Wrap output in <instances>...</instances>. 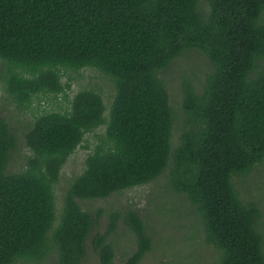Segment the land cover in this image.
<instances>
[{"label": "trees", "instance_id": "trees-1", "mask_svg": "<svg viewBox=\"0 0 264 264\" xmlns=\"http://www.w3.org/2000/svg\"><path fill=\"white\" fill-rule=\"evenodd\" d=\"M206 2L0 0L3 106L24 112L41 94L65 92L62 68H95L115 89L108 118L94 89L78 91L63 111L24 118L31 155H21L18 171L7 169L17 138L0 114V264H82L90 248L99 264H118L111 238L119 220L135 241L120 264H138L152 245L140 214L111 211L100 232L102 210L81 202L160 177L199 215L215 249L207 264H264L263 200L243 201L234 184L264 162V0ZM186 49L205 54L210 67L198 90L183 83L173 145L175 118L159 74ZM102 124L104 139L57 211L62 166Z\"/></svg>", "mask_w": 264, "mask_h": 264}, {"label": "rangeland", "instance_id": "rangeland-1", "mask_svg": "<svg viewBox=\"0 0 264 264\" xmlns=\"http://www.w3.org/2000/svg\"><path fill=\"white\" fill-rule=\"evenodd\" d=\"M206 3V0H201V8L206 9ZM4 67L5 65L0 64V70ZM209 67L210 64L205 54L198 49H186L159 74L166 85L169 104L175 118L172 132L173 145L177 144L183 114V83L188 81L198 90L203 84ZM60 71L62 82L64 85L67 84L65 92L54 94L55 96L51 93L41 94L38 98H33L30 107L24 112H17L13 105L3 106L0 102V114L10 121L17 138V147L11 154L7 165L8 170H20L25 157L21 155H31L24 145L23 132L25 130L22 125L24 118L26 122H31L33 117L40 113L51 110L63 111L69 108L72 97L82 89H94L103 96L106 106L105 117L108 118L109 105L115 92L109 77L89 67L79 70L62 68ZM2 96H5V92L0 83V97ZM105 126L102 124L87 132L80 145L67 157L54 186L57 211L60 208L63 189L74 175L83 170L85 157L94 151L101 138L104 139ZM234 184L243 201L256 199L258 195L263 200L262 210L264 212V162L254 166L244 177H235ZM187 203L169 192L166 188L165 177H160L149 183L113 193L107 198L82 201L81 205L84 209L93 212L98 209L102 210L103 224L99 228L100 232L104 231V224L111 211L133 209L140 214L146 231L152 239V245L138 264H207L215 249L211 244L206 243L200 217L196 212L191 213L189 210L191 205ZM261 225V229L264 230V214L261 218ZM111 240L115 249V261L118 264L123 263L127 256L135 250L134 237L122 220L118 221ZM84 257L82 264H99L98 256L91 248Z\"/></svg>", "mask_w": 264, "mask_h": 264}]
</instances>
